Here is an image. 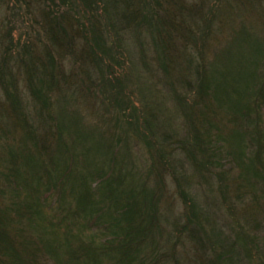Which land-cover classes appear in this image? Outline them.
I'll list each match as a JSON object with an SVG mask.
<instances>
[{
    "label": "rangeland",
    "instance_id": "rangeland-1",
    "mask_svg": "<svg viewBox=\"0 0 264 264\" xmlns=\"http://www.w3.org/2000/svg\"><path fill=\"white\" fill-rule=\"evenodd\" d=\"M170 1L168 10L172 15L166 17L159 14L160 21L155 15H150L155 11L147 5L139 25L119 32L122 37L118 36L111 47L114 51L111 54L104 52L105 61L106 64L111 60L116 61L115 75L128 73L129 77L123 83L138 104L135 108L131 105L133 114L144 116L145 105L147 110L151 109L156 114L166 134L174 139H184L185 133H188L184 129L179 100L192 103L199 99L196 86L200 79L209 90L215 91V97L209 91L208 112L205 116H199L200 120L209 117L208 126L206 123L200 124L207 128L212 144L208 161L203 162L207 166L203 168L200 164L202 160L197 155L177 165L173 161V168L168 171L159 169V164L155 165V158L162 160L155 156L154 151L162 141L160 136H151L150 128L145 130L141 124V137L137 133H126L128 124H125V120L123 125L121 121H116L113 109H107L106 99L104 105L101 104L103 98L109 95V90L103 87L106 88L104 93L98 89L101 70H97L100 63L96 56L97 44H91L92 48L95 47L93 51L88 45L95 42V37L90 33V18L92 14L96 15L88 7L92 4L96 7V0L87 3V6H82L80 0H0V61L3 48L13 42L12 49L17 46L22 49L23 60L36 56L35 62L44 69L45 74H50L46 76L47 79L55 78L58 81L55 93L46 94L44 100H40L48 105L47 109L50 107L54 119L51 125L53 135L46 140L44 149L38 148L45 162L43 168H40L43 165L39 160L37 162L36 170L43 175L39 187L36 185V175H33L35 171L23 164L24 157L33 155L34 150L29 141H24L22 132L14 129L12 100L6 98L0 86V231L11 249V256L7 258L2 255L0 261L13 264L18 259L17 262L22 260L23 264H57L55 257H52L54 253L40 249L50 237L37 233L25 212L30 207L35 210L36 201L39 203L43 196L49 197L45 203L46 209L42 208L47 214L51 213L48 207L54 204L57 207L61 199L73 211L77 199L72 197L76 198L83 188L86 189L85 185L80 188L81 183L76 178L91 173L93 180L88 183L87 189H90L91 183L92 187H96V191L91 192L93 202L100 204L102 213L108 210L105 205L108 193L113 198L124 195L122 199L125 200L127 192H131L127 196L130 206L137 209L134 212L145 211L143 226L148 228L146 233H149V237L143 234L139 237L141 245H137V258L151 257L156 251L167 258L169 264H205L199 246L215 262L217 254H226L221 243L230 240L239 248L241 259L235 258L229 264H264V105L252 112L248 107H243V112H249L247 126H240L237 120H231L234 115L229 109L236 104V100L251 103L246 95L241 97L238 92L243 86H251L252 75L254 72L256 74L257 68V77H264V56L259 54L264 52V0H256L253 4L244 0L237 3L224 0L231 12H222V20L212 24L199 23L203 18L197 14L196 0ZM45 5L48 11L43 8ZM64 5L72 7L67 12L73 17V25L77 23L76 28L72 30L69 23L60 20L58 23L64 28L63 31L53 27L55 34L49 32V26L53 24L44 25L46 11L53 18L63 14ZM146 11L149 14L145 15ZM97 16L98 21L92 20L95 24L100 23L96 34L102 40L109 34L112 38L120 30L106 27L104 16L101 19L98 13ZM153 16L156 23L152 20ZM158 21L160 25L163 23L167 36L155 33ZM164 21L169 22V26ZM85 26L83 30L77 29ZM191 29L192 34L208 30L207 39L199 37V34L196 40L189 35L185 37ZM84 30L85 39L81 34ZM53 34L54 37L51 36ZM60 35L65 38L62 44L58 39ZM153 36L158 39L159 50ZM107 40L102 41L103 44L98 43L110 48L112 42L108 44ZM84 41L87 47L84 45L83 58L81 46ZM8 57L0 68L5 78L12 77L13 86L19 93L16 103L20 102L31 118L30 130L41 136L35 116L32 118L34 113L31 112L34 110L31 107L38 110L44 107L31 105L34 98L26 88L24 63ZM95 63V76L90 80V66L95 67ZM196 68H199L198 72L205 68L206 77L195 76ZM7 83L11 84L8 79ZM191 84L195 93L185 94L189 92L186 89L184 93L185 88L191 89ZM258 84L257 81L256 90L261 88H258ZM194 118L198 121V117ZM192 128L189 131L191 143L192 139H199V132L203 130L201 126L199 129L195 126ZM172 130H177L178 138L173 136ZM54 132L58 133L57 137ZM172 137L166 140L171 141ZM59 138L61 142L57 145L55 142ZM202 138L207 139L205 136ZM254 138L257 140L252 141ZM246 140L251 142L248 143L251 145L249 149L245 145ZM206 146L209 149V145ZM252 164L258 166L256 169L261 177H252ZM47 175L49 178H45ZM16 180L20 191L13 183ZM36 188L40 191L38 194L34 193ZM30 192L33 193V201ZM24 200L30 204L26 205ZM133 209L121 212L119 217L135 218ZM117 210L113 209V213ZM20 211L24 213L22 217L18 216ZM87 221L92 227L91 233H94L96 223L92 222V225L89 218ZM104 221L102 218L96 222L100 225ZM139 227L142 228L141 232H145V227ZM227 246L230 244L226 243L224 248L227 249ZM57 259L61 264L67 261L59 250ZM108 262L103 260L102 264ZM220 264L228 262L222 260Z\"/></svg>",
    "mask_w": 264,
    "mask_h": 264
},
{
    "label": "trees",
    "instance_id": "trees-1",
    "mask_svg": "<svg viewBox=\"0 0 264 264\" xmlns=\"http://www.w3.org/2000/svg\"><path fill=\"white\" fill-rule=\"evenodd\" d=\"M80 1L83 2L82 6H87V3L92 2V0H80ZM229 1L238 2V0H229ZM244 1L245 2L248 1L249 4H253L256 0H244ZM170 2H171L170 0H96V7L93 4L90 7H88L90 12L96 13V15H93L91 13L92 16L90 18L91 23H92V25L90 26V33L92 37H95V40H94L95 42H89L88 45H89V48H92L91 44H97L96 45L97 46L96 56L100 60V63H99L100 67L99 65H97L98 67L97 70H101L100 74L98 75V79L101 81V84L98 87V89L103 90L104 93H106V88L109 90V95L103 98L101 104H103V101L106 99L108 101L107 109L108 108L113 109L114 115L116 116L114 117L116 121H121L123 125V121L125 120V124L126 123L128 124V129L127 130L125 129L126 133L127 131L128 133L129 132L137 133L141 137L143 135L141 132L142 130H140V127H139L141 124L143 128L145 127L144 128L145 130L150 128L151 136L152 134L154 135L157 134V136H160L161 138L160 140L162 141L159 145L157 144V148L154 152H155V156L160 158L162 161L155 158V165L159 164L160 166L159 169L168 171L169 169L173 168V165H172L173 161L175 162V165H177L183 162L184 160L188 162L189 160H192V157H195L198 155L200 159L202 160L200 164H201V168H203L207 166V165H204L203 162L206 159L208 161V156L210 155V152L212 151V146H211L212 144H211V140H209V134H208L207 128L204 129V126L200 124V123H206V125L208 126L209 117L205 118L204 120L202 119L200 120L199 116L200 115L205 116L206 113L208 112L207 108L209 107L208 104L210 103L209 91L211 92V96H214V97H215V91L212 89L209 90L208 86L204 84V81L200 79L199 84L196 86L197 96H200L199 99L195 100V102H192V103L190 102L185 103L186 100L181 99V96H179V98L181 99L179 100V103H180V106H182L180 109L181 111L180 110L179 111L181 112V117L184 120V126H185L184 129H186L188 133L187 134L185 133L186 138L184 139H180V138L174 139L172 136H168V134H166L165 129L163 128V125L158 120V117L156 116V114L151 109L147 110L145 105H143L144 116H135L133 114L132 111L134 110H132L131 105L135 108V106H138V104L134 102L131 94L126 89L123 83L125 79L127 80V76L129 77L128 73L126 75L125 72H122V74L115 75L113 70L115 67L114 63H116V61L111 60V61H108L107 64L105 61L106 57L104 55L105 54L104 52L111 54L112 51H114L111 47L114 46L115 41L117 40L118 36L122 37V35L119 34V32H122L123 29L130 30L132 26L139 25L143 17L144 10L145 9L147 10V5H150L155 11V13L152 12L150 13V15L151 14L155 15L156 17H158V20L160 21L159 14H162L166 17L172 15V12L170 13L168 10ZM196 2H197V6H196L197 14H200V18L201 17L203 18L202 20L200 19V22L197 20L199 23L203 22L205 24L207 23L212 24L216 20L218 21L219 19L222 20V12H231L229 5H227L224 2V0H196ZM64 6H66V8L65 9L62 8L64 10V11L62 10L63 14L53 16V18L47 12L49 9L47 5L43 7L45 10H47L46 15L44 16V19H45L44 25L48 23L53 24L52 26H49V32L54 33L53 27L58 28V30L60 31H63L64 28H62L58 23L60 20H65L64 22L66 24L69 23L70 26L72 27V30L76 28L77 23L75 24L76 26L73 25V21H71L73 17L69 16L67 12L72 7L69 5L68 6L64 5ZM203 8H204V11L202 12ZM78 9L80 11V8ZM97 13L100 19L101 17L104 16L103 19L106 22V27L112 26L113 30L120 29L117 33H114L112 38L110 37V34H109L107 37L105 36V38L102 40L96 34L97 25L100 24V23L95 24L94 22V21H98L99 19L97 16ZM146 14H149L148 11H146L145 15ZM93 18H94V21L92 20ZM154 18L155 17L153 16L152 20L154 23H156V20H154ZM159 21L157 22V26L155 25L156 26L155 33H158L159 35H161L160 33H162L167 36V33L163 27V23L160 25ZM164 23L165 25L169 24V22L167 21H164ZM85 28L86 26L82 29L81 28H77V29L80 31ZM192 29L190 30L188 34L185 35V37L189 35L193 37L194 40H196L197 35L199 34V37L203 39H207L208 30L207 31L201 30L198 32L196 31L197 33L194 32L196 34L194 33L192 34ZM85 32L86 31L84 30L81 33L84 39L86 38ZM54 34L51 36L54 37L55 36ZM58 39L61 42V44L65 41V38L61 35L60 37H58ZM105 39H108L106 41L108 44L112 42V44H110V48L102 45ZM157 40L158 39H156V37L153 36V41L156 47L157 46L159 47V43H156ZM98 42H102L101 44L102 46L99 45ZM260 42H263V41L260 40ZM13 44H14L13 42H9V44L5 48H3L4 51H3L2 59L0 61V67L4 66L5 60L7 59L8 56L12 57L13 59L18 60L20 63H24V70H23L24 73L23 74L25 75L26 81H27L26 88L30 96L34 98V101L31 103V105L40 104L44 107L41 110L31 107V109L35 111V112L34 111L31 112V113H34V115H32V118L35 116V123L39 126L41 130V136H38L36 134L37 135L36 137V135L30 130L29 125L31 123L30 121L31 118L28 116V114L24 112L22 106L20 105L21 103L20 102L16 103V99H19V93H17L15 86H13L12 77H7V78L4 77L5 73L3 72L2 68H0V86L6 98L10 101L12 100L11 108H12V112L14 113L13 119H12L15 123L14 129L15 130L19 129L22 132V137H24V141L25 140L29 141L34 150V154H33L34 156L31 154H27L23 159V164H25L28 167H31L32 171H35L33 175L34 176L36 175L35 176L36 177L35 180L37 182L36 185L38 184V187H39L40 186L39 181L41 180V178H43V175H39V172L36 170V168L38 167L37 162L39 160V162L43 165V166H40V168L44 167L45 162H44V155L42 153H39L38 148L40 147L41 150L44 149V146L46 145V140L49 138V136L53 135V130H51V127H52L51 125L53 122L52 119H54L53 115L50 113V110H49L50 107L47 109L46 106L48 105L41 103L40 100H44V96L46 94L48 95L51 93L52 94L55 93V90L58 89V81H56L55 78H52L50 80L47 79L46 76L47 75L50 76V74H45L43 71L44 69L37 62H35L37 59L36 56L32 55L31 57L33 59L29 58L27 61L23 60L22 49L18 48V46L16 49H12ZM64 44H67V43H64ZM84 45L87 47V43L85 41L84 43H82V46H81L82 47L81 57H83L84 55V51H83ZM94 48H92V51L94 50ZM99 49L101 50V52L99 51ZM11 53H13L12 56H11ZM108 54L106 55L108 56ZM163 54H164L163 55V58H164L165 53L163 52ZM259 54H261V57L264 56V52L263 53L259 52ZM186 66H189V65H186ZM90 67L92 68V73L88 75V78L92 80L93 79L92 77L95 76V72H96V63H95V67L93 66L94 68L92 66ZM198 70L199 68H196V71H194L195 76L199 78L204 77V76L206 77L207 73H206L205 68L202 70V72H198ZM255 71H256V74H254L255 73L254 72L252 75L253 83L250 84L251 86H247L246 88L243 86L238 92V95H240L241 97L246 95L249 98L248 100L251 101V103L250 102L247 103V101L242 103V101L236 100V104L232 105V107L229 108L230 113L232 112V114L234 115V117L231 120L233 121L237 120L240 123V126L242 124L243 125L245 124V126H247L246 124H248V121H249V115H248L249 112L248 111L243 112V107L244 108L248 107L249 110L252 112V111H256L255 109H257L258 107H263L262 105H264V89H263L264 88V77H259V76L257 77V75H259L257 73L258 68ZM7 79L9 80L11 84L7 83ZM257 81L259 83L258 88L261 87L259 90L255 89L257 88ZM103 87H106V88H103ZM186 89L189 92H186ZM184 93L194 94L195 90L193 88V84H191V89L186 87ZM202 105H205V107L201 108ZM27 107L30 109L28 105ZM244 113H247V115H245ZM130 114H133V115L129 116ZM195 116L198 117L199 123L197 119L194 118ZM188 120H190V123H188L189 122ZM192 126L193 127L195 126L198 129L201 126L203 129V130H200L199 132L198 140H196L193 137L194 138V140L192 139L193 143L189 141V138L192 137V135L189 132ZM172 132H173V136L178 138L177 130H172ZM54 135L57 137L58 133L54 132ZM196 136L198 137V132L196 133ZM204 136L207 139L203 140L202 137ZM171 137H172L171 141L166 140ZM256 140L257 139L254 138L252 141H256ZM248 141L249 140H246V144H245L247 146V149H249L251 146L248 144L251 142H248ZM60 142L61 140L59 138V140L57 139L55 144L58 145L60 144ZM206 145H209V149H207ZM152 146L154 147V145ZM166 146L168 147L165 148ZM190 154H192V156ZM12 163H13V166L14 165L16 166V163L14 161H12ZM256 167L258 166L254 164L251 165V169H253L251 172V175L252 177H255V178L261 177L260 173L257 172ZM42 174L46 175L45 172H43ZM14 176L16 177V175ZM45 178H49L48 175ZM92 180L93 178H92L91 173L87 175H80L78 176V178H76V181L78 183H81L79 185L80 188H82L81 185H85L86 189L83 188L82 193L77 194L76 198L72 197L73 199H77L76 205L74 206L73 211L70 209V206H66V204L64 203L65 201L61 199L58 201L57 207L55 204L50 205L48 207L51 213L50 215L47 214L43 209H46L47 205L45 203L49 199L48 196H43L41 198L42 202L40 200H39L40 201L39 203L38 201H36L35 205H37V207L35 210L32 209L31 207L27 209L25 214L28 215L29 217L28 220L34 225V229L36 230V232L41 233V235L50 237V239H48L46 243L43 244L44 246L40 248L41 251L45 250V251H48L49 253H54L52 257H55V262L57 264H61L60 261L58 262L56 261L58 260L57 259L58 250L62 252L63 256L64 255L66 256L67 261L64 264H102L103 260L109 261L108 264H112V262H114L115 264H169V260L167 258L165 259L163 256H161V254L157 253L156 251H154L151 257L146 256V258L144 257L140 259L137 258L136 256L137 251H138L137 245L138 246L141 245L139 244L140 242H138L139 237L143 234V236L147 238L149 237V233L148 232L146 233V231H148L147 230L148 228L143 226V222L145 221L144 218H146V215L144 214L145 211H142V212L138 211L137 213H135L134 210H137V209L133 205L130 206L129 204L130 198L128 200L127 196L131 192H127V194H125L126 195L125 200L122 199L124 195L119 196V197L115 195V197L113 198L109 196L108 195L109 193H108L107 199L105 200L107 201L106 202L107 204L105 205H107L108 210L106 211V213H102L103 210L100 204L97 202L95 203L93 202V197H92L93 195L91 192L96 191L95 189L96 187H92L93 183H91L89 184L90 189L89 190L87 189L88 183ZM13 183L15 184L16 188L18 187L17 190L20 191L21 188L19 187V185L17 186V180L16 182H13ZM39 192L40 191L38 190V188H36L34 193L38 194ZM30 197H31V200L33 201L32 192H30ZM25 204L27 205L30 203L26 201ZM22 207H24V205ZM117 207L119 208L118 210H117ZM130 208L131 209L134 208L132 213L136 214L135 218L125 219L123 218V216L121 218L119 217L121 212L122 213L124 211L128 212V209L130 210ZM113 209H116L117 211L113 213ZM120 209L122 211H120ZM95 211H96V214L94 213ZM99 213H102L101 216L99 215ZM23 214L20 211L18 216L22 217ZM150 215L151 214H149V216ZM88 218L91 224L92 222L96 223L93 226L94 228H97L94 233H91L92 227L90 228V225L87 224L89 223L87 221ZM102 218L105 221L100 225L97 224L96 221H99ZM148 221L150 223L151 218H149ZM139 226L143 228L145 227L144 228L146 229L145 232H141L140 230L142 228H140ZM135 233H136V236H134ZM86 238L87 240H84ZM95 239L96 240L98 239V241L96 242ZM116 239H117L116 243L113 244L112 242ZM6 242L7 240L5 236L0 231V256L5 255L8 258L11 256L10 255L11 249L8 248V245ZM226 243L230 244V246H227V249L224 248V245L226 246ZM40 244L41 242L39 241V245ZM195 244L198 245L197 242H195ZM235 246L230 240L228 242L223 241V243H221V248L226 250V254H223V253L217 254L216 255L217 259L215 262L213 259H209L210 257H208V254L204 252L200 246L199 248H200V252L202 256L205 259V264H220L222 260L223 262L227 261L229 264V262L232 263L235 258H238L239 260L241 259L240 250L237 246L235 249ZM246 255L248 256L247 252H246ZM17 260L18 259L14 260L13 264H16ZM0 264H8V262L6 260H2L0 261ZM17 264H23V261L20 260L17 262ZM34 264H37V263H34Z\"/></svg>",
    "mask_w": 264,
    "mask_h": 264
}]
</instances>
